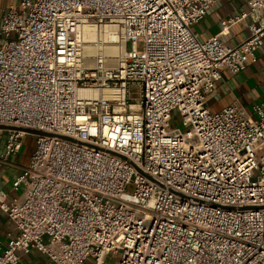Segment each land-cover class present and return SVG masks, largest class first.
I'll return each mask as SVG.
<instances>
[{
    "label": "built area",
    "instance_id": "2783aa9c",
    "mask_svg": "<svg viewBox=\"0 0 264 264\" xmlns=\"http://www.w3.org/2000/svg\"><path fill=\"white\" fill-rule=\"evenodd\" d=\"M219 1L7 7L3 156L37 133L12 185L20 195L0 192L16 229L0 240V264H23L18 252L32 250L48 264H264V102L218 112L207 104L224 70L257 61L264 0H248L201 40L193 27ZM246 18L250 34L228 45L230 28ZM107 26L111 36L92 44L94 63L85 65L89 30ZM174 113L181 128L170 124Z\"/></svg>",
    "mask_w": 264,
    "mask_h": 264
},
{
    "label": "crops",
    "instance_id": "0c3cea01",
    "mask_svg": "<svg viewBox=\"0 0 264 264\" xmlns=\"http://www.w3.org/2000/svg\"><path fill=\"white\" fill-rule=\"evenodd\" d=\"M19 0H0V29L7 7L16 4ZM248 0H222L214 4L206 16L197 23L193 29L201 40L208 39L218 34L221 21L230 16L240 15L247 10ZM250 18L243 19L234 24L225 36V41L230 46H236L250 34ZM2 35L0 33V44ZM257 61L248 62L245 70L233 74L229 70L222 72V78L217 83L216 90L208 97L207 104L211 111L218 112L230 104H236L251 110L256 103L264 102V45L257 52ZM3 137V136H2ZM4 137L0 139V192L7 194L11 200L20 195V190L12 188L16 177L28 167L29 160L16 155L4 157ZM16 234L12 220L0 210V240L6 243L11 236ZM23 264H48V258L36 250L28 253L18 252Z\"/></svg>",
    "mask_w": 264,
    "mask_h": 264
},
{
    "label": "rangeland",
    "instance_id": "374dc122",
    "mask_svg": "<svg viewBox=\"0 0 264 264\" xmlns=\"http://www.w3.org/2000/svg\"><path fill=\"white\" fill-rule=\"evenodd\" d=\"M110 46H114V45H108L106 47V52L110 55H112L113 53L110 52ZM130 46V44H129ZM139 47H141V44L139 45ZM92 49L95 51L93 45H92ZM86 47L84 48V51H83V55H84V63L85 65L87 66H92L93 63H94V58H93V54L91 57H87L86 54ZM110 60L113 61V59L110 58ZM134 96L136 97V93H134ZM171 126L173 128H181V123H180V117L177 113H174L173 114V119L171 120ZM4 137V140H5V137H6V132L4 131H1L0 132V139ZM35 145H36V135L34 134H31V133H28L27 135H25L24 139H23V145L20 149V157L21 158H24L25 160H29L31 159V156H32V153L35 149ZM108 264H117V259H114V258H109L108 260Z\"/></svg>",
    "mask_w": 264,
    "mask_h": 264
},
{
    "label": "bare ground",
    "instance_id": "6f19581e",
    "mask_svg": "<svg viewBox=\"0 0 264 264\" xmlns=\"http://www.w3.org/2000/svg\"><path fill=\"white\" fill-rule=\"evenodd\" d=\"M89 32L90 33H88V35H87V38H86V52H87V54H86V56L87 57H91L92 56V54L94 53V50L92 49V44H94V42L96 41V40H98L99 38H106L107 36H111V31H110V29L108 28V26L107 27H103L102 29H101V31H97V32H95V31H93V29H90L89 30ZM116 47L115 46H110V52L111 53H116Z\"/></svg>",
    "mask_w": 264,
    "mask_h": 264
},
{
    "label": "water",
    "instance_id": "95a60500",
    "mask_svg": "<svg viewBox=\"0 0 264 264\" xmlns=\"http://www.w3.org/2000/svg\"><path fill=\"white\" fill-rule=\"evenodd\" d=\"M0 129H7V127H5V126H0ZM29 133H31V134H36L37 132H35V131H29Z\"/></svg>",
    "mask_w": 264,
    "mask_h": 264
}]
</instances>
